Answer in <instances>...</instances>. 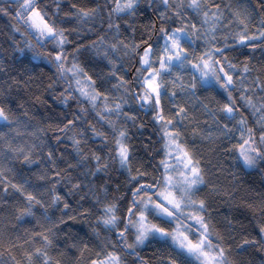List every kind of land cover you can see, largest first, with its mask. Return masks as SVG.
<instances>
[{"label": "clouds", "instance_id": "1", "mask_svg": "<svg viewBox=\"0 0 264 264\" xmlns=\"http://www.w3.org/2000/svg\"><path fill=\"white\" fill-rule=\"evenodd\" d=\"M0 264H264V0H0Z\"/></svg>", "mask_w": 264, "mask_h": 264}, {"label": "snow or ice", "instance_id": "2", "mask_svg": "<svg viewBox=\"0 0 264 264\" xmlns=\"http://www.w3.org/2000/svg\"><path fill=\"white\" fill-rule=\"evenodd\" d=\"M152 85H151V83H149V87H151Z\"/></svg>", "mask_w": 264, "mask_h": 264}]
</instances>
